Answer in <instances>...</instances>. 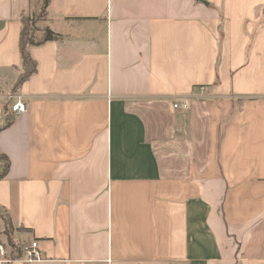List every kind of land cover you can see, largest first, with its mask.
Masks as SVG:
<instances>
[{
    "label": "crops",
    "instance_id": "crops-1",
    "mask_svg": "<svg viewBox=\"0 0 264 264\" xmlns=\"http://www.w3.org/2000/svg\"><path fill=\"white\" fill-rule=\"evenodd\" d=\"M33 1L0 0V209L25 264H264V0H48L56 37L12 93Z\"/></svg>",
    "mask_w": 264,
    "mask_h": 264
},
{
    "label": "trees",
    "instance_id": "trees-1",
    "mask_svg": "<svg viewBox=\"0 0 264 264\" xmlns=\"http://www.w3.org/2000/svg\"><path fill=\"white\" fill-rule=\"evenodd\" d=\"M47 6L48 0H42L40 6H35L28 16H23L20 19L21 34L19 40V53L21 58V70L12 88L13 93H16L20 85L36 72V63L31 58L29 49L53 41L56 37V34L47 27H37V24L40 25L46 20ZM36 33L38 35H35ZM5 113L7 115L6 126H8L12 120L10 106L7 105L5 107ZM8 166L9 162L7 158L0 154V180L5 177L8 171ZM24 230L26 231L27 229Z\"/></svg>",
    "mask_w": 264,
    "mask_h": 264
},
{
    "label": "rangeland",
    "instance_id": "rangeland-1",
    "mask_svg": "<svg viewBox=\"0 0 264 264\" xmlns=\"http://www.w3.org/2000/svg\"><path fill=\"white\" fill-rule=\"evenodd\" d=\"M42 0H34L33 6H40ZM38 28L42 27L43 23L37 24ZM35 35H38L37 33ZM13 93V92H12ZM30 243V237L23 227H16L7 218L5 212L0 209V258L6 264H25L26 255L24 246Z\"/></svg>",
    "mask_w": 264,
    "mask_h": 264
},
{
    "label": "built area",
    "instance_id": "built-area-1",
    "mask_svg": "<svg viewBox=\"0 0 264 264\" xmlns=\"http://www.w3.org/2000/svg\"><path fill=\"white\" fill-rule=\"evenodd\" d=\"M9 99L12 100L11 105H10V113H11L12 118H16L27 112V104L24 102L23 99H21L20 97H15V96L13 97L11 96ZM174 107L177 108L176 105H174ZM184 107L185 105H183V108ZM0 118H1V113H0ZM36 248H37V244L35 242H32L28 246H24L23 250L27 257L26 262H31L33 260H39V253L36 251Z\"/></svg>",
    "mask_w": 264,
    "mask_h": 264
}]
</instances>
